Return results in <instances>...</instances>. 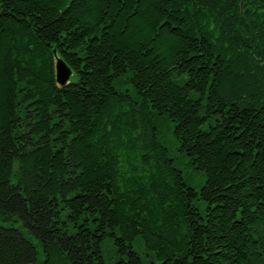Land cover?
<instances>
[{
  "label": "trees",
  "instance_id": "trees-1",
  "mask_svg": "<svg viewBox=\"0 0 264 264\" xmlns=\"http://www.w3.org/2000/svg\"><path fill=\"white\" fill-rule=\"evenodd\" d=\"M0 218V264H264V0H0Z\"/></svg>",
  "mask_w": 264,
  "mask_h": 264
},
{
  "label": "rangeland",
  "instance_id": "rangeland-1",
  "mask_svg": "<svg viewBox=\"0 0 264 264\" xmlns=\"http://www.w3.org/2000/svg\"><path fill=\"white\" fill-rule=\"evenodd\" d=\"M165 145L170 149L172 158L176 161V165L180 168L186 179V183L190 187H194L199 190L200 186L202 185L201 181H198V176L195 175L193 171L186 165L187 160L184 158H180L181 154L177 152V144L173 141V139H168ZM194 173V174H193ZM195 177V178H194ZM201 211L205 209V204L203 202L197 204ZM0 226L6 227H19V224L15 222L13 219L6 220L4 218H0ZM134 250L139 254L142 258L144 264H151L153 262H158L155 259V255L151 253L144 245L142 239H137L134 243ZM105 258L107 264H115L118 260V255L114 252L112 244L109 242L106 243L104 248Z\"/></svg>",
  "mask_w": 264,
  "mask_h": 264
},
{
  "label": "water",
  "instance_id": "water-1",
  "mask_svg": "<svg viewBox=\"0 0 264 264\" xmlns=\"http://www.w3.org/2000/svg\"><path fill=\"white\" fill-rule=\"evenodd\" d=\"M55 63L56 79L59 85L65 86L69 83L73 71L68 64L60 58H57Z\"/></svg>",
  "mask_w": 264,
  "mask_h": 264
}]
</instances>
